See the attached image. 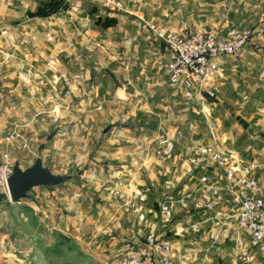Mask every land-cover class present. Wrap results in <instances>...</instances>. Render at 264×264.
Here are the masks:
<instances>
[{
    "label": "rangeland",
    "instance_id": "374dc122",
    "mask_svg": "<svg viewBox=\"0 0 264 264\" xmlns=\"http://www.w3.org/2000/svg\"><path fill=\"white\" fill-rule=\"evenodd\" d=\"M190 1L194 6L195 20L203 26L193 24L180 32L168 33L184 34L201 29L227 39L232 31L251 30L252 36L238 56H252L254 53L249 54L251 47L256 48L255 67L251 66L250 71L259 81L256 83L261 89L259 93H251L250 96L248 93L246 98H242L229 97L230 91L226 89L223 92L220 79L222 60L228 57L221 60V71L209 88V85L198 83L192 87L183 83L171 87L165 61H162L168 88L161 89L147 84L151 82L149 76H159L156 70H151L138 58L128 61V64L112 65L115 60L108 55H105L107 59L99 57L101 53L95 49H59L53 58L55 78L46 80L44 70L42 72L44 66L33 67L29 62L43 59L44 51L32 55L29 51L19 52L23 62L16 67L13 60L18 54L9 51L6 58H1L0 51V138L8 132L19 135L16 143L5 147L12 149L16 161L23 168L33 164L38 152H41L45 165L53 171L78 173L76 179L51 191L43 186L35 187L28 198L19 202L11 201L9 193L0 188V257L4 255V245L7 244L21 251L24 264L29 263L31 252H38L39 256L37 260H31L33 264H115L117 254L108 252L109 239L141 231L147 237L157 230L156 226L144 224L145 215L139 204L150 200L159 218L169 223L171 220L163 217L160 205L167 203L174 209L173 203H176L181 208V201L187 198L177 200L168 187L165 191L161 190L163 169L172 171L168 183L174 182L173 173L180 176L181 169L185 171V176L194 172L190 159L197 146L192 147L191 152L185 144L196 139L187 125L190 119H194L188 109L198 101L214 103L210 111L219 121V126L211 124V127L215 126L214 130H207L205 116L199 114L194 119L201 125L199 134L202 144L214 145L220 151L256 152L254 156L264 159V0ZM156 38L155 43H163L157 35ZM164 50L165 44L161 54L166 57ZM75 53L84 56L89 64L99 61L103 65V76L96 81L57 78L61 64L68 63L71 68L69 60L73 59L75 63ZM87 68L90 69L89 66ZM35 72L38 75L36 78L29 76ZM8 73L11 76H7ZM255 77L246 85H253ZM130 81L138 90L133 96L137 98L132 99L136 107L153 106L151 98L150 101L140 98L142 91L169 94L167 114L143 112L131 115V110L135 109L131 99H120L115 94L117 86H124L126 91H130L133 88ZM209 89L214 91L213 95L208 93ZM173 93L176 94L173 96ZM198 96L201 98L198 99ZM160 118L163 124L159 131L157 123ZM180 121L185 123L184 129L175 130L172 134L173 129L180 126ZM146 123H149V129H142L141 125ZM125 124H130L133 129L125 128ZM183 138L186 140H181ZM163 139L168 140L167 145L162 144ZM211 141L214 144L208 143ZM243 159L250 158L245 156ZM147 189L148 192H145ZM78 216L85 225V233L79 241L75 237L68 241L58 227H53L61 223L66 225L69 221L70 228L74 229ZM132 220H137L133 226ZM182 227V234L191 238L187 248L207 249L212 257H209L208 263L213 264L230 263L237 252L236 237L247 238L246 232L234 225L204 223L198 231L188 225ZM194 235L198 236L196 242L192 240ZM205 261V257L198 256L194 262L206 264Z\"/></svg>",
    "mask_w": 264,
    "mask_h": 264
},
{
    "label": "crops",
    "instance_id": "0c3cea01",
    "mask_svg": "<svg viewBox=\"0 0 264 264\" xmlns=\"http://www.w3.org/2000/svg\"><path fill=\"white\" fill-rule=\"evenodd\" d=\"M238 1L245 2L247 0ZM115 2L118 5H115L110 0H0L1 58H6L7 52L9 51L14 52L15 55L18 54L17 58L13 60V65L16 67L20 66L23 62L19 52L29 51L32 55L35 54V52L44 51L45 56L43 59L41 58L39 61L29 62L33 67L34 65L38 67L42 64V66H44L42 72L43 70L45 72L43 75L45 76L44 79L48 80L55 78V62L53 58L56 50L79 51L84 48L95 49L101 53L99 57L107 59L105 55H108L112 60H115L112 65L128 64V61L138 58L142 63L146 64V66L151 67V70H156L155 72L159 76L158 78L149 76L148 78L149 80L151 79V82L147 84H153V86H157L161 89L168 88L166 85L167 76L165 75L162 64V61L166 62V57L161 54V48L163 49L164 44L155 43V39H157L156 34L160 30L180 32L188 26H193V24L195 26H203V23L199 24V22L197 23L195 20V12L193 11L194 6L191 5V1L115 0ZM157 50L158 53L154 54ZM255 52L256 48L252 46L249 52V54L254 53L252 56L245 54V56H247L245 57L241 54L238 57H228L222 60V73L220 78L221 89L223 92L225 89L230 91L229 97L242 96V98H246L248 95L250 96L251 93L256 95L261 91L259 85L256 84L259 82L256 80L257 77L250 71L251 66L255 67L253 64L257 58ZM75 56L77 57L75 63L73 59L69 60L71 62V68L68 63L60 65L61 69L56 73L57 78L61 77L68 81L77 79H93V81H96L100 79L101 75L103 76V65H101L99 61L94 60L92 64H89L85 61L86 59H84V56L78 55V53H75ZM5 66L8 65L6 64ZM88 66L90 69L87 68ZM36 72L30 73L29 76H34L36 78V76H38ZM19 73L22 74V72ZM7 76H11L10 73H8ZM254 77L255 79L252 81L253 85H246V83H249L250 79ZM129 83L135 89L130 88V91H126L124 86H117L115 88V94L120 99H131L133 108H135L131 110V115L143 112L145 114H167L165 110L169 108L168 105H166V102H169L170 99L169 94L156 91H154L155 93H144L142 91V96L140 98H146L148 101H150L151 98L153 106H147L145 108L136 107L132 99L137 98L133 96L138 93V90H136L133 82L130 81ZM176 93H173V96ZM199 98H201V96H198V99ZM193 104L194 105L191 106L188 111L194 119H196L199 114L205 116L207 118V130H214L216 125L219 126V121L212 116L210 111L214 103L210 101H198L196 104ZM247 109L249 108H246V110ZM180 119L183 120V117H180ZM186 119L188 120V117H186ZM194 119H190L191 122L187 125L188 129L193 130L196 138L191 141L190 144H185L187 145L186 149L189 151H191L192 147L202 144L199 134L201 125ZM180 123V126L173 129L172 134L175 130L184 129L183 126L185 127V123L183 121H180ZM157 124L158 126H156L160 131L161 125L163 124L161 118L158 119ZM211 124L216 125L211 127ZM149 127V123L141 125L142 129H149ZM125 128L133 129L130 124H125ZM186 136H188V134ZM223 138L228 137L224 136ZM239 139L240 138L237 140ZM181 140L185 141L186 138ZM208 143L214 144L212 141ZM181 145L184 146L183 143ZM230 152L234 155L232 162H235L237 158L243 159L245 156L250 158L246 160H252L256 157L254 156L256 152L253 154L241 153L233 150H230ZM174 163H176V160ZM174 165L176 166V164ZM176 171L178 170L176 169ZM168 172L170 173L169 175H167ZM171 173L172 171H165V169H163L161 190L165 191L168 187L176 195L175 197L177 200H183L184 197L187 199L183 200L185 202H179L181 208L176 206V203H173L174 218L169 221V223H165V221L159 218L158 212L155 210L150 200L143 204H139V209L142 211L143 215H145L144 224L146 226H156L157 230L154 232L157 231L156 233L158 235L166 236L170 240L172 239L176 261L188 256L189 259L186 261V264H196L194 262L195 259L201 256L205 257L206 264H213L208 263L210 262L209 257L211 256L207 249L191 250L187 248V243L191 242V238L182 234L184 230L182 226L188 225L192 227L193 225H197L199 227L204 223L211 225L216 224L218 226H231L232 223H229L227 219L230 209L229 207L226 208L222 206L220 207L221 209L219 208L218 212H213L204 208L202 202H198L197 178L204 174L202 171H196V177L194 178L192 173L185 176V171L181 169L180 176L175 175L176 172L173 173L174 175H172V178L174 182L168 183V178L171 177ZM207 174H210L212 179H216L217 177L216 171L211 170L208 171ZM181 178H183V180ZM180 181L181 183H179ZM51 190L52 189H48V191ZM148 190L149 189L145 190V192H148ZM129 194L132 196V193ZM183 203L186 204L183 205ZM80 219L81 218L78 216L77 225L74 229L70 228L69 221H67L68 223L66 225L61 223L59 226L54 225L53 227H58V231L61 232L63 236L67 237L66 239H68V241L72 237H75L76 240L79 241L80 237L85 233V225ZM135 222H137V220H132L131 226H133ZM127 225L130 224L127 222ZM142 232L143 231L138 234L131 232L129 235L112 237L109 239L110 244L108 252H111V254L115 253L118 256L119 254L117 252L125 249L129 244H143L146 236H144ZM232 236L235 238L234 234ZM197 237V235L196 237L194 235L192 240L194 239L195 242L198 241ZM199 237L204 238L205 236L200 235ZM139 240L142 241L139 242ZM4 246L5 253L0 257L1 264H24L20 250H17L14 245L5 244ZM7 246L10 247V250L7 249ZM38 257V252H31L28 264H33L31 260H37ZM199 264H201V262Z\"/></svg>",
    "mask_w": 264,
    "mask_h": 264
},
{
    "label": "built area",
    "instance_id": "2783aa9c",
    "mask_svg": "<svg viewBox=\"0 0 264 264\" xmlns=\"http://www.w3.org/2000/svg\"><path fill=\"white\" fill-rule=\"evenodd\" d=\"M118 5L115 0H110ZM165 44L164 64L168 84L176 87L213 86L221 69L224 57L238 56L252 36L251 30L232 31L229 38L222 39L213 31L193 29L184 34L160 30L156 34ZM158 50L154 52L157 54ZM218 91V90H216ZM213 95L214 91L208 90ZM19 135L8 132L0 138V188L8 191V178L17 162L13 151L5 145L16 143ZM167 145L168 140L163 139ZM233 153L220 151L211 144L197 146L190 159L196 171L204 174L197 178L198 202L207 210L218 212L220 207H229L228 221L245 231L247 238L236 237L237 252L228 264H264V159L237 158ZM216 171L212 179L208 171ZM221 209V208H220ZM160 210L166 220L174 218L170 205L163 203ZM234 223V224H233ZM192 228L198 231L199 227ZM189 257L176 261L172 241L166 236L150 232L141 245H127L117 256L115 264H186Z\"/></svg>",
    "mask_w": 264,
    "mask_h": 264
},
{
    "label": "water",
    "instance_id": "95a60500",
    "mask_svg": "<svg viewBox=\"0 0 264 264\" xmlns=\"http://www.w3.org/2000/svg\"><path fill=\"white\" fill-rule=\"evenodd\" d=\"M78 173H58L46 166L41 152H38L35 161L23 168L19 162L13 166V173L8 178V191L11 201L19 202L29 197V192L35 187L53 189L76 179ZM13 237V235H12ZM10 250V247L7 246Z\"/></svg>",
    "mask_w": 264,
    "mask_h": 264
}]
</instances>
